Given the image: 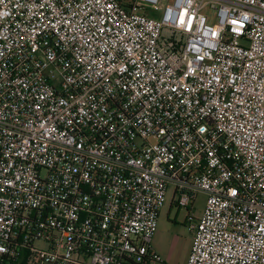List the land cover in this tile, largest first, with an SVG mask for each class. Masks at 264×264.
Here are the masks:
<instances>
[{"label":"built area","instance_id":"obj_1","mask_svg":"<svg viewBox=\"0 0 264 264\" xmlns=\"http://www.w3.org/2000/svg\"><path fill=\"white\" fill-rule=\"evenodd\" d=\"M170 192L264 264V0H0V264H165Z\"/></svg>","mask_w":264,"mask_h":264},{"label":"rangeland","instance_id":"obj_2","mask_svg":"<svg viewBox=\"0 0 264 264\" xmlns=\"http://www.w3.org/2000/svg\"><path fill=\"white\" fill-rule=\"evenodd\" d=\"M205 14L212 23H215V12L207 10ZM206 200L204 194H198L193 208L179 210L173 206L170 192L167 204L160 212L158 229L153 237V247L165 264H187L193 241L192 233L188 229L190 221L202 216ZM36 246L44 247L42 243Z\"/></svg>","mask_w":264,"mask_h":264},{"label":"trees","instance_id":"obj_3","mask_svg":"<svg viewBox=\"0 0 264 264\" xmlns=\"http://www.w3.org/2000/svg\"><path fill=\"white\" fill-rule=\"evenodd\" d=\"M125 6L129 7L130 6V3H131V0H121Z\"/></svg>","mask_w":264,"mask_h":264}]
</instances>
